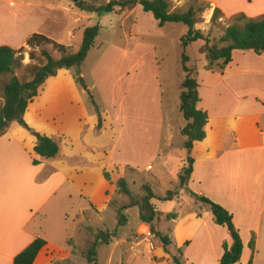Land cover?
Listing matches in <instances>:
<instances>
[{"label":"crops","instance_id":"obj_1","mask_svg":"<svg viewBox=\"0 0 264 264\" xmlns=\"http://www.w3.org/2000/svg\"><path fill=\"white\" fill-rule=\"evenodd\" d=\"M260 1L259 14L252 15L253 11L236 3L229 15L232 18L243 13L253 19L264 16V0ZM210 6L213 10L209 17L219 9L223 19L227 18L217 1ZM56 7L49 0H0V47L27 49L29 38L36 33L62 44L50 30L39 31L35 26L40 11L47 23ZM139 7L126 9L123 15H133ZM46 11L51 12L50 16ZM198 44L202 42L193 46ZM23 57V65L28 66L29 53ZM198 68V108L209 119L205 139L196 142L189 155L185 152L183 165L189 157L194 160L187 189L219 204L233 216L244 247L238 264H264V55L235 51L232 62L221 73L207 69L204 54ZM11 77L0 76V110L4 105L2 88ZM180 105V120L174 115L164 119L163 108L159 109L161 133H166L163 141L168 142L161 154L171 150L176 133L184 137L182 129L187 122ZM101 112L103 125L98 129L99 117L86 92L77 85L72 72L63 69L43 84L24 116L32 130L59 143V155L42 159L35 150L37 138L17 122L0 138V264H14L36 239H43L46 246L33 264H89L82 253L98 229H109L104 214L111 208L109 203L115 194L109 190L108 185H112L104 173L117 168L125 178V167L129 165L117 156L125 123L119 124L108 110ZM185 143L186 138L184 147ZM145 169L153 170L151 166ZM190 196L189 209L183 205L176 209L179 195L172 201H162L156 195L152 200L155 209L164 215L177 213V218L171 220L173 230L165 234L158 229L172 240L171 255L157 237L147 235V243L139 241L138 235L150 231V226L144 224L145 229L139 233L126 238L118 233L111 245L101 246L97 264H173L172 257L180 250L182 264H219L224 245H232L230 233L216 223L209 206ZM133 211L140 217L138 208L125 214ZM253 238L255 251L251 248Z\"/></svg>","mask_w":264,"mask_h":264},{"label":"rangeland","instance_id":"obj_2","mask_svg":"<svg viewBox=\"0 0 264 264\" xmlns=\"http://www.w3.org/2000/svg\"><path fill=\"white\" fill-rule=\"evenodd\" d=\"M49 1L57 5L56 13L50 16L51 12L46 11L50 18L44 23L46 17L44 12L40 11L36 16V30H50L51 35L69 47L72 52H78L87 27L100 25L102 28L96 46L86 59L83 77L101 109L110 111L119 124L125 123L117 156L129 164L125 167L127 171L125 179L129 188L140 195L142 187L150 184L154 194L159 198H165L170 192H177L179 202L175 199L176 209L180 205L189 209L192 202L191 193L187 188H181L179 182L186 155L183 150L185 138L176 133L171 150L161 154V149L168 145V142L163 141L166 133H161L159 116V109L162 107L164 119L166 115L167 117L174 115L175 120L183 117L178 105L184 79L181 66L183 53L181 39L187 32V27L176 23L160 26L151 13H145L140 7L130 16L123 15L125 10L120 12L119 9L114 14L98 16L79 10L73 0ZM215 1L218 2L219 8L225 10L227 18L222 17L218 21V27L211 31L212 17L209 15L213 7L210 3ZM104 2L107 3L108 0ZM168 2L171 10L175 12L184 13L193 8L198 12L196 28L206 35L211 33L212 36H220L224 28L233 24L229 14L236 3H241L249 12L253 11L252 15L257 13L261 3L260 0H168ZM68 5H71V8H68ZM256 16L254 19L264 20V16ZM200 42L202 44L196 46L192 44L187 51L192 65L198 66V60H202L206 53L205 42ZM26 50L29 51L28 48ZM36 51L40 54L39 50ZM49 51L56 56L52 49ZM120 130L122 131V127ZM147 166H151L153 170H146ZM108 187L109 190L115 191L112 201L119 205L128 203L126 197L118 195L115 186ZM127 217L128 224L119 228V236L126 238L145 229L138 212H130ZM187 217L184 216V220H188ZM104 218L109 229H116L118 221L113 208L105 212ZM173 227L171 220H162L158 225V229L165 234L173 230ZM147 235L146 232L138 235L141 236L139 241L147 243L145 239ZM173 250L178 253L176 248ZM145 263L148 261L145 260Z\"/></svg>","mask_w":264,"mask_h":264},{"label":"trees","instance_id":"obj_3","mask_svg":"<svg viewBox=\"0 0 264 264\" xmlns=\"http://www.w3.org/2000/svg\"><path fill=\"white\" fill-rule=\"evenodd\" d=\"M76 8L81 11L97 14H114L126 9L140 6L145 13H151L160 26L168 23L183 24L187 32L181 39L183 49L181 66L184 79L181 85L180 109L187 122L182 129V135L186 138L185 152L187 155L193 149L196 142H201L206 137L205 127L208 123V114L198 108L201 102L199 92L198 73L199 68L192 65L188 55L189 47L204 41L206 47L207 69L213 72L224 73L233 59L235 51H253L258 55H264V20H257L240 13L233 16V24L224 28L220 36L206 35L196 28L197 15L193 8L187 12H175L171 10L168 0H91L86 2L77 0ZM223 17L219 9H215L211 19V31L218 27V21ZM101 26L87 27L84 30L82 44L78 52H72L69 47L53 41L51 38L41 34H33L28 42L27 48L15 50L9 46L0 47V76L11 75V80L2 88L4 105L0 110V138L9 130L13 122L19 123L37 138L36 153L44 160L54 159L60 153L59 143L51 138L43 136L32 130L25 122L24 116L29 104L39 95L43 84L51 77H55L60 70H70L77 85L86 92L89 104L93 107L99 117L98 129L102 128L103 117L101 107L95 100L89 86L83 77L86 59L91 50L96 46L97 38L101 33ZM52 49L56 56L51 54ZM40 54H37V51ZM29 53L30 64L23 65L24 53ZM35 164L39 162L35 161ZM194 160L190 157L181 170L180 182L183 188H187L193 173ZM104 177L107 182L116 187L119 196L126 197L127 204H117L112 199L109 206L115 210L118 221L117 229H98L94 233V239L89 248L82 253L83 258L89 264H97L98 250L101 246H109L118 237L119 228L128 224L125 212L131 208H138L140 220L143 224L150 226V232L160 241L167 254L171 255L172 240L158 230L162 220H173L177 213L168 215L157 211L152 203L155 195L149 184L142 187V194H135L130 188L128 181L121 177L117 168L105 171ZM177 192H170L162 201H172L177 197ZM195 199L205 206H209L218 225L226 227L232 239V245H224V253L219 264H238L243 254V242L240 232L233 222V216L224 207L214 203L210 199L191 193ZM72 245L73 243L70 242ZM46 246L43 239H36L26 250L19 254L14 264H33L39 253ZM251 248L255 251V239L251 242ZM178 256L172 257L173 264H182L180 250ZM62 264V263H55ZM63 264H72L66 261Z\"/></svg>","mask_w":264,"mask_h":264},{"label":"built area","instance_id":"obj_4","mask_svg":"<svg viewBox=\"0 0 264 264\" xmlns=\"http://www.w3.org/2000/svg\"><path fill=\"white\" fill-rule=\"evenodd\" d=\"M148 237L153 238L156 237L153 233H151L150 231L148 232Z\"/></svg>","mask_w":264,"mask_h":264},{"label":"water","instance_id":"obj_5","mask_svg":"<svg viewBox=\"0 0 264 264\" xmlns=\"http://www.w3.org/2000/svg\"><path fill=\"white\" fill-rule=\"evenodd\" d=\"M73 2H75V3H76V2H77V0H73Z\"/></svg>","mask_w":264,"mask_h":264}]
</instances>
